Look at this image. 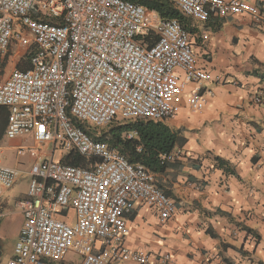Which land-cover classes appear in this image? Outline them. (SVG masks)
Wrapping results in <instances>:
<instances>
[{
    "label": "built area",
    "instance_id": "1",
    "mask_svg": "<svg viewBox=\"0 0 264 264\" xmlns=\"http://www.w3.org/2000/svg\"><path fill=\"white\" fill-rule=\"evenodd\" d=\"M166 1L196 24L211 14L264 20V0ZM193 45L187 25L131 0H0L2 136L33 142L15 148L30 155L28 171L0 157V204L19 175L28 176L4 264H58L68 253L79 264L150 263L149 254L126 247L127 217L143 203L163 225L176 202L155 172L100 140L99 129L113 121H164L182 104L201 111L213 90L204 86L209 71ZM252 101L263 103L262 92ZM69 151L88 167L61 161Z\"/></svg>",
    "mask_w": 264,
    "mask_h": 264
},
{
    "label": "crops",
    "instance_id": "2",
    "mask_svg": "<svg viewBox=\"0 0 264 264\" xmlns=\"http://www.w3.org/2000/svg\"><path fill=\"white\" fill-rule=\"evenodd\" d=\"M187 26L213 96L201 111L182 104L163 121L185 138L166 171L156 174L177 211L160 225L151 208L135 204L125 245L149 254V264H264V101H252L257 91L264 98V20L211 14ZM22 141L9 140L7 147L15 152ZM216 157L235 174L220 168Z\"/></svg>",
    "mask_w": 264,
    "mask_h": 264
},
{
    "label": "trees",
    "instance_id": "3",
    "mask_svg": "<svg viewBox=\"0 0 264 264\" xmlns=\"http://www.w3.org/2000/svg\"><path fill=\"white\" fill-rule=\"evenodd\" d=\"M131 1L157 11L163 19L174 18L183 25H189L190 20L166 0ZM5 121L4 108H2L0 136L3 133ZM129 132H135L136 136L128 138L126 134ZM98 138L123 154L131 163H141L156 174L166 171L172 163L166 160L165 156L185 142V138L178 131L170 129L163 121L153 120L117 121L115 125H110L107 130L99 133ZM215 160L225 172L235 174L229 162L220 157H216ZM61 161L78 167H88V161L75 151H69L61 158ZM227 264L231 263L227 261Z\"/></svg>",
    "mask_w": 264,
    "mask_h": 264
},
{
    "label": "rangeland",
    "instance_id": "4",
    "mask_svg": "<svg viewBox=\"0 0 264 264\" xmlns=\"http://www.w3.org/2000/svg\"><path fill=\"white\" fill-rule=\"evenodd\" d=\"M6 64V61L5 63ZM10 65H6L4 75L9 70ZM0 77H3L1 75ZM117 121H113L105 127L99 129V133L108 129L110 125H115ZM4 138V139H3ZM0 140V157L1 161L6 164L15 166L22 171H28L31 157L28 153L24 155H16L13 149L8 148L9 139L3 137ZM22 145L27 147L33 145L30 137L26 141H22ZM57 153L54 154V157ZM28 189V176L24 173L19 175L14 186L2 193V202L0 204V246L1 256L0 264H4L8 256L11 254L18 230L21 225V216L16 208V201L26 195ZM68 209H63L60 214L67 213ZM65 258L69 261H75L73 264H79V257L73 253H68ZM60 264H68V262H60Z\"/></svg>",
    "mask_w": 264,
    "mask_h": 264
},
{
    "label": "water",
    "instance_id": "5",
    "mask_svg": "<svg viewBox=\"0 0 264 264\" xmlns=\"http://www.w3.org/2000/svg\"><path fill=\"white\" fill-rule=\"evenodd\" d=\"M0 256H1V246H0Z\"/></svg>",
    "mask_w": 264,
    "mask_h": 264
},
{
    "label": "clouds",
    "instance_id": "6",
    "mask_svg": "<svg viewBox=\"0 0 264 264\" xmlns=\"http://www.w3.org/2000/svg\"><path fill=\"white\" fill-rule=\"evenodd\" d=\"M159 186V185H158ZM160 187V186H159ZM161 188V187H160Z\"/></svg>",
    "mask_w": 264,
    "mask_h": 264
}]
</instances>
